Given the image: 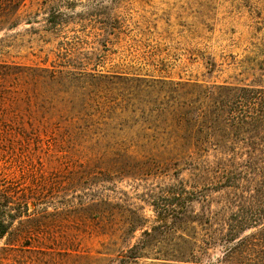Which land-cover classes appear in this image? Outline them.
Segmentation results:
<instances>
[{
	"label": "rangeland",
	"instance_id": "obj_1",
	"mask_svg": "<svg viewBox=\"0 0 264 264\" xmlns=\"http://www.w3.org/2000/svg\"><path fill=\"white\" fill-rule=\"evenodd\" d=\"M68 62L70 70L103 77L113 120L79 134L82 124L71 128L47 114L40 86L28 80L10 88L0 104L11 124L8 137L0 133V226L7 227L0 264H13L15 240L32 235L45 240L40 264H172L121 261L135 245L171 252L175 236L138 230L112 238L104 233L108 202L118 226L144 219L150 231L158 226L157 207H187L211 218L205 227L197 224L202 238L222 229L240 204L252 205V196L264 200V189L250 183L254 174L242 177L240 159L231 160L246 154L234 144V127L212 121L231 112L222 109L221 86L264 87V0H31L18 27L0 31V63L60 68ZM174 104L190 119L203 116L193 131L186 123V132L171 135L164 114ZM110 129L120 136L108 138L103 131ZM68 130L78 132L71 137ZM124 135L150 145H130L124 156L114 151L127 143ZM179 138L201 142L200 150L164 154L163 142ZM53 158H62L64 174H52L60 166L57 159L49 167ZM229 180L236 187H225ZM42 187L55 189L39 200L21 199ZM211 254L201 264L214 263L220 249Z\"/></svg>",
	"mask_w": 264,
	"mask_h": 264
},
{
	"label": "trees",
	"instance_id": "obj_2",
	"mask_svg": "<svg viewBox=\"0 0 264 264\" xmlns=\"http://www.w3.org/2000/svg\"><path fill=\"white\" fill-rule=\"evenodd\" d=\"M29 1L31 0H0V31L2 29L12 30L18 27L21 12ZM68 66L74 67L71 62L60 66V68L57 66L52 68L20 67L0 63V104L10 92L12 86L17 87L19 82L28 83V80H30L31 83L34 82L42 88L43 104L45 105L43 108L47 110V114L55 115L70 122L71 128H74V125L82 124L85 129L80 131L81 127H77L79 134H87L94 126H108L103 120H113L109 112L113 106L110 105L111 101L104 92L103 84L105 81L103 77H97L82 70L78 71L76 68L70 70L67 68ZM220 90L224 92V99L221 101L222 109L230 106L231 112H227L228 114L223 112L212 121L234 127L238 135L237 142L234 144L243 145L246 154L245 156L235 154L231 160L236 162L237 158L240 159L235 164L240 168V175L243 177L246 174H254L250 183H258L264 189V87L221 86ZM183 108L184 106L180 104H174L164 114L165 120L170 123L171 135L186 132V129H184L186 123L189 125L188 130L193 131L197 123L203 118L202 115H198L190 119L187 117V113L182 112ZM8 122L3 113L0 114V133L6 137L11 131V124ZM169 129H166V131ZM78 131L74 134L68 130L67 135L72 137ZM111 131L112 129L103 132L108 138H110V135L120 136V134ZM122 137L127 143H118L114 151L124 156H128L131 150L130 145L145 150L150 145L149 143H130L129 141L133 138L125 135ZM163 145H165L164 154H175L181 157L190 152L193 147L199 149L202 143L179 138L163 142ZM130 157L132 156L130 155ZM57 159L62 158L50 159L48 162L49 167ZM70 160L65 158V166H70ZM59 162L60 166H56L51 170L55 177L63 173L61 169L64 164L62 160H59ZM48 168L47 171H49ZM245 178L247 177L244 176L242 179ZM67 180L69 185H72L69 176ZM53 182L56 183V180ZM227 183L225 187L229 188L237 185L231 180ZM49 190L42 187L37 192L32 193L31 198L23 195L21 199H27L26 201L29 199L39 200L38 197L44 194L45 196L49 195ZM254 191L260 195L259 187ZM178 196L180 195L175 194V197ZM250 199L252 205L240 204L237 206V211L232 212L228 220L224 221L222 229L216 230L214 233L208 232L202 238L198 236L199 225L197 224L202 222V227H205V224L211 223V218H199L195 212L187 207H157L158 226L150 231L146 229L144 219L138 223L126 219L123 222L125 226L122 224L118 226V223H121L116 222L118 214L115 213L113 204L108 202L109 210L104 216L108 223L104 225V231H106L104 233L116 238L118 234L120 236L134 234L138 230H141L145 236H150L152 231L158 230L164 237L171 234L175 236L173 244L175 249L171 252L151 254L145 252L139 245H135L129 248L126 253L122 252L123 254L120 255L121 261L124 263H128L129 260L138 263L139 260L153 259L172 264H201L203 258L209 256L212 250L220 249L221 256L213 255L211 260L214 263L210 264H264V200L257 201L256 196H252ZM257 202L258 204H256ZM0 227V238H3L6 235L7 227L3 223ZM43 246H45V240L39 236H19L11 248L16 253L13 256V264H40L44 260L43 257L47 256V252L42 248ZM110 253V255H114L113 252ZM112 261H114L113 258L107 259V262Z\"/></svg>",
	"mask_w": 264,
	"mask_h": 264
}]
</instances>
